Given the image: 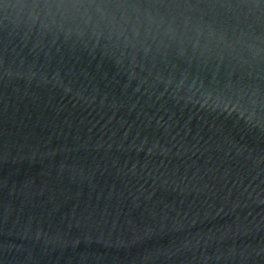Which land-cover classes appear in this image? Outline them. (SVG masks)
<instances>
[{"label":"water","instance_id":"water-1","mask_svg":"<svg viewBox=\"0 0 264 264\" xmlns=\"http://www.w3.org/2000/svg\"><path fill=\"white\" fill-rule=\"evenodd\" d=\"M0 264H264V0H0Z\"/></svg>","mask_w":264,"mask_h":264}]
</instances>
